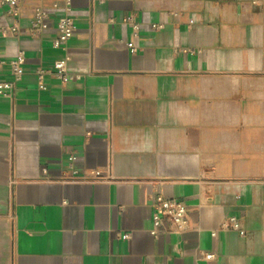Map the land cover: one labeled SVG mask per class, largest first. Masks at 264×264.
<instances>
[{
  "label": "crops",
  "instance_id": "crops-1",
  "mask_svg": "<svg viewBox=\"0 0 264 264\" xmlns=\"http://www.w3.org/2000/svg\"><path fill=\"white\" fill-rule=\"evenodd\" d=\"M56 3L0 9V81L27 60L0 98V264H264V0H73L63 48ZM66 57L80 79L39 89ZM158 197L184 235H151Z\"/></svg>",
  "mask_w": 264,
  "mask_h": 264
},
{
  "label": "built area",
  "instance_id": "built-area-1",
  "mask_svg": "<svg viewBox=\"0 0 264 264\" xmlns=\"http://www.w3.org/2000/svg\"><path fill=\"white\" fill-rule=\"evenodd\" d=\"M23 0H0V9H6L9 16L18 21L21 16ZM60 3L63 5V16L57 26V36L53 41V45L56 48H63L65 45L76 35L78 27L75 24L74 19L71 16L73 10V0H59V3L53 5L54 10L60 8ZM158 30L162 29V26L156 27ZM50 29V15L48 11L43 9H37L34 14V18L28 29V34L31 37H38L39 35L47 32ZM136 33L139 31V27L135 26ZM13 32L19 31L18 24L12 28ZM128 47L137 52V48L133 43ZM70 58L57 60L54 62L52 70L45 68H37L35 70L36 77L38 79L39 89H45V79L47 76L54 74L55 77L63 84L78 81L79 76L72 75L69 72L68 64ZM27 60L24 53H20L16 59L10 63V75L11 79L6 81H0V98L12 99L18 84L21 82L25 74V66ZM74 158H70L73 161ZM189 229V215L188 209L185 203L176 199H164L158 197L153 204V228L151 235L156 238L169 237L171 234L184 235ZM224 231L238 232L242 237H245L246 232L242 229L240 221L237 217H231L227 223L222 227ZM123 240H129L131 235L118 234ZM207 260H213L215 256L208 254L205 256Z\"/></svg>",
  "mask_w": 264,
  "mask_h": 264
}]
</instances>
